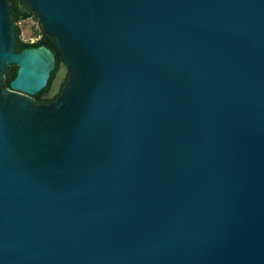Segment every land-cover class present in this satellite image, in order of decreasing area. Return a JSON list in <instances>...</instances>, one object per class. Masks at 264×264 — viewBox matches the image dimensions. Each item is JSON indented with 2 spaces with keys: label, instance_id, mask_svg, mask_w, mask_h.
Here are the masks:
<instances>
[{
  "label": "water",
  "instance_id": "water-1",
  "mask_svg": "<svg viewBox=\"0 0 264 264\" xmlns=\"http://www.w3.org/2000/svg\"><path fill=\"white\" fill-rule=\"evenodd\" d=\"M21 1L60 94L0 0V264H264V0Z\"/></svg>",
  "mask_w": 264,
  "mask_h": 264
},
{
  "label": "trees",
  "instance_id": "trees-1",
  "mask_svg": "<svg viewBox=\"0 0 264 264\" xmlns=\"http://www.w3.org/2000/svg\"><path fill=\"white\" fill-rule=\"evenodd\" d=\"M9 1L12 5L15 22H18L22 18H26L29 15L33 14L29 11V9L26 6H25V12H22L20 10L19 4H23V2L21 3V0H9ZM16 36H17L16 51L19 52L25 48H34V47H39V46H45L46 48H48L54 52L56 64L62 62L60 55L55 51L54 44H53L51 37H49L48 35L43 34V38L41 40L35 42V43H25V42L21 41L19 29H16ZM16 70H17V68L15 66H11L7 70L6 81H5L6 86H8V80L15 76Z\"/></svg>",
  "mask_w": 264,
  "mask_h": 264
},
{
  "label": "rangeland",
  "instance_id": "rangeland-1",
  "mask_svg": "<svg viewBox=\"0 0 264 264\" xmlns=\"http://www.w3.org/2000/svg\"><path fill=\"white\" fill-rule=\"evenodd\" d=\"M19 8L22 12H25V6L23 4H19ZM16 28L20 31L21 41L25 43H35L40 39L42 31L38 19L34 14L19 20L16 23Z\"/></svg>",
  "mask_w": 264,
  "mask_h": 264
},
{
  "label": "flooded vegetation",
  "instance_id": "flooded-vegetation-1",
  "mask_svg": "<svg viewBox=\"0 0 264 264\" xmlns=\"http://www.w3.org/2000/svg\"><path fill=\"white\" fill-rule=\"evenodd\" d=\"M11 8H12V5H11ZM12 12H13V9H12ZM42 38H43V33L41 32V35H40V39L39 40H41ZM60 63H58V64L55 63V68H54L53 72L50 75V78L48 80L47 87L44 90H42L41 92H39V93H37V94H35L34 96L31 97L36 104H49V103L54 102V101H56L58 99L59 94H60V91L57 92L56 90H54L51 87V84H52V82H53V80H54V78L56 76V73H57V70H58V68L60 66ZM11 79L12 78H10L8 80V84H9V81ZM5 81H6V73H5ZM63 86H64V82L62 83V85L60 86L59 89L61 90L63 88Z\"/></svg>",
  "mask_w": 264,
  "mask_h": 264
}]
</instances>
